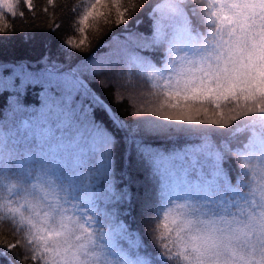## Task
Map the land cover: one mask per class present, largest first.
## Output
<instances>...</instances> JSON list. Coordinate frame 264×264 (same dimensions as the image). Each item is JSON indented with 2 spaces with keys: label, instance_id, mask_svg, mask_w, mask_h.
<instances>
[{
  "label": "snow or ice",
  "instance_id": "1",
  "mask_svg": "<svg viewBox=\"0 0 264 264\" xmlns=\"http://www.w3.org/2000/svg\"><path fill=\"white\" fill-rule=\"evenodd\" d=\"M49 6L71 21L57 57L0 63V258L264 264V0H46L59 31ZM37 18L35 0H0V39ZM101 22L122 35L98 57ZM105 73L128 79L133 121L90 88ZM29 87L39 106L23 102ZM133 206L151 245L122 219Z\"/></svg>",
  "mask_w": 264,
  "mask_h": 264
},
{
  "label": "trees",
  "instance_id": "2",
  "mask_svg": "<svg viewBox=\"0 0 264 264\" xmlns=\"http://www.w3.org/2000/svg\"><path fill=\"white\" fill-rule=\"evenodd\" d=\"M79 0H57L58 5L70 3L75 5ZM143 2V0H140ZM37 4L38 18L34 21L28 20L23 23L17 21L16 33L10 37L0 39V63L12 64L21 60L30 62L37 61L43 54L50 52L53 58L57 57L58 49L61 42L65 39L66 33L69 31L71 21L68 19L69 13L62 7L52 9L49 6L50 12L54 11L58 22H62L63 28L59 31H49L47 21L52 17H46L42 9L46 5V0H35ZM64 17L62 21H59L60 17ZM144 21L139 25L133 26V31L144 33L145 28L148 26L149 19L145 15L141 17ZM123 28V25L120 26ZM24 33H30V36L24 35ZM115 33L117 36L122 35L119 30L113 25L111 28L104 26L101 22L99 31L92 30L89 33V39L92 43V49L97 53L98 57H102L107 51L105 45L109 41V37ZM116 41H113L115 45ZM77 56L85 55V53H76ZM61 60L63 56L59 57ZM73 64L80 63L81 61L73 59ZM132 84H136L138 87L139 81L132 80ZM90 88L109 105L113 112L123 121L131 122L136 117L134 115V109L131 107L128 101V95L130 84L126 77L117 78L114 73H105L104 75H96L94 80L89 84ZM39 92L38 87H29L23 97V102L26 105L35 104L38 105L37 94ZM8 93L0 94V117H2L3 109L5 107L6 97ZM123 97L122 100H118V97ZM94 117L97 121H103L107 127L112 129L111 122L107 115L100 109L94 111ZM120 133H117V138L120 137ZM125 146L121 143L117 148V170L120 167V155L124 152ZM132 191L135 194L136 186H132ZM130 215L122 217V219L130 226L132 231H137L142 235L143 242L146 245H151L152 238L148 234V229L144 226L143 221L139 217V209L133 206L128 209ZM11 237L10 228L6 223H0V236ZM21 264H24L23 257H19ZM0 264H5L4 260L0 258Z\"/></svg>",
  "mask_w": 264,
  "mask_h": 264
}]
</instances>
